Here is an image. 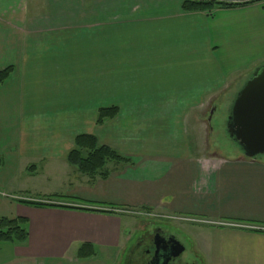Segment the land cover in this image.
Returning a JSON list of instances; mask_svg holds the SVG:
<instances>
[{
  "label": "crops",
  "instance_id": "1",
  "mask_svg": "<svg viewBox=\"0 0 264 264\" xmlns=\"http://www.w3.org/2000/svg\"><path fill=\"white\" fill-rule=\"evenodd\" d=\"M184 1L0 0V72L13 68L0 86V218L26 219L29 234L0 242V264L112 263L127 245L108 209L247 226L180 232L199 264H264V157L205 155L201 142L205 108L235 99L264 60V1L210 13ZM82 135L130 163L79 172L67 156ZM32 186L66 201L21 203ZM84 244L94 254L80 258Z\"/></svg>",
  "mask_w": 264,
  "mask_h": 264
},
{
  "label": "trees",
  "instance_id": "2",
  "mask_svg": "<svg viewBox=\"0 0 264 264\" xmlns=\"http://www.w3.org/2000/svg\"><path fill=\"white\" fill-rule=\"evenodd\" d=\"M264 1L257 0L247 3H230L220 2L217 0H186L182 4V10L184 12H208L210 13L215 8H234L239 6L249 5L255 2ZM13 68H8L0 72V86L4 84L11 74ZM118 113L117 108L102 109L99 111L97 124L102 125L107 119L114 118ZM229 137V136H228ZM233 140V139H232ZM234 141V140H233ZM68 163L77 169L79 172L89 175L91 177L96 176L102 172L108 162L116 163H130L129 160L120 156L116 151L112 150L107 146H101L98 143L96 137L91 135H82L76 138L75 148L67 156ZM3 165L2 159L0 158V169ZM21 203L36 206H54L52 204H46L43 202L36 201H21ZM26 219H7L0 218V242H7L11 244H26L28 241V231ZM90 246L84 244L79 250L80 258H87L94 254L89 251Z\"/></svg>",
  "mask_w": 264,
  "mask_h": 264
},
{
  "label": "rangeland",
  "instance_id": "3",
  "mask_svg": "<svg viewBox=\"0 0 264 264\" xmlns=\"http://www.w3.org/2000/svg\"><path fill=\"white\" fill-rule=\"evenodd\" d=\"M186 1V0H185ZM258 66L256 68H251L252 72L249 74V76L246 78V80H243V85L236 91L235 98L238 94V92L242 89L244 84L251 78L253 75L254 71L261 67L264 66V60L258 62ZM228 93H225L224 96H220L217 100V103L212 107L205 108L204 114V123H203V150L205 155H211V156H235L242 154V151L238 144L233 141L230 137H228L227 133V124H228V119L231 114V109L233 106V103L235 99L232 98L233 94L230 95L227 98ZM225 99V100H224ZM233 99V100H232ZM213 112V115H210L211 111ZM211 116V117H210ZM211 120L209 121V119ZM190 141H193V138H190ZM32 169H29V172ZM26 172L25 174H27ZM23 175L22 178H24L26 175ZM21 178V179H22ZM49 187H52L50 185ZM30 192L29 194H25L28 199L33 200V201H40V202H50L52 201H66L62 197L58 198H51L49 196H46L47 194H43L44 192H35L38 190H35V188L30 187ZM31 193V194H30ZM38 193V194H35ZM175 217L173 219H169ZM177 217H182V218H187L186 216H181V215H171L168 214L166 215V218H154V217H149L147 215H135V214H123L121 217L122 221V226L125 228V234L123 236V247L125 248L126 245L129 246L131 243H134L136 238L140 235V232L143 231L148 227V224L150 223H156V224H162L165 225L170 224L173 225L174 230H183L186 227H189L186 222H183L182 220L176 219ZM217 223H223L216 221ZM214 223V222H213ZM214 227H221L218 224L212 225ZM223 227V226H222ZM126 230H129L132 234L127 233ZM124 249L118 252L116 258L113 260L112 263H107V264H124Z\"/></svg>",
  "mask_w": 264,
  "mask_h": 264
},
{
  "label": "water",
  "instance_id": "4",
  "mask_svg": "<svg viewBox=\"0 0 264 264\" xmlns=\"http://www.w3.org/2000/svg\"><path fill=\"white\" fill-rule=\"evenodd\" d=\"M217 1L247 3L257 0ZM213 112H210L211 116ZM227 133L238 144L245 158L264 157V66L257 68L238 92L228 119Z\"/></svg>",
  "mask_w": 264,
  "mask_h": 264
},
{
  "label": "flooded vegetation",
  "instance_id": "5",
  "mask_svg": "<svg viewBox=\"0 0 264 264\" xmlns=\"http://www.w3.org/2000/svg\"><path fill=\"white\" fill-rule=\"evenodd\" d=\"M191 227H214L192 222ZM170 224L150 223L134 243L125 249L124 264H199L200 259L191 238ZM222 228V227H214Z\"/></svg>",
  "mask_w": 264,
  "mask_h": 264
},
{
  "label": "built area",
  "instance_id": "6",
  "mask_svg": "<svg viewBox=\"0 0 264 264\" xmlns=\"http://www.w3.org/2000/svg\"><path fill=\"white\" fill-rule=\"evenodd\" d=\"M21 201H33V200H30V199H27V200H21ZM36 202H40V201H36ZM43 203H46V204H52L50 202H43ZM106 212H109V213H114V214H135V215H147L149 217H154V218H166V215H162V214H153V213H143V212H140V211H136V212H131V211H124V210H116V209H108V210H105ZM175 217H172V218H169V219H173ZM176 219L178 220H182L183 222H186V223H192V222H197V223H203V224H209V225H214L215 224H218L219 226H223V227H232V228H249L247 226H244V225H241V224H235V223H217V222H212V221H207V220H200V219H193V218H182V217H177ZM254 229H260L261 228H254Z\"/></svg>",
  "mask_w": 264,
  "mask_h": 264
}]
</instances>
